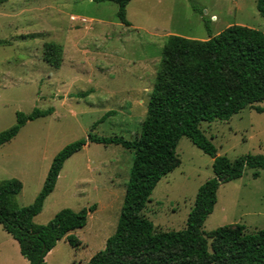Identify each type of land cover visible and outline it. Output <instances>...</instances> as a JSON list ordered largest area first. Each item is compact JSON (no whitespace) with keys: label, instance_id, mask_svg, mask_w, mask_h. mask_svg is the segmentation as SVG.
<instances>
[{"label":"rangeland","instance_id":"obj_1","mask_svg":"<svg viewBox=\"0 0 264 264\" xmlns=\"http://www.w3.org/2000/svg\"><path fill=\"white\" fill-rule=\"evenodd\" d=\"M256 2L132 0L126 7L130 26L118 20L112 2L0 3V133L16 124L17 113L51 111L27 122L13 142L0 146V181L22 184L14 204L33 203L52 159L65 146L89 134L126 141L138 136L167 36L204 41L231 25L264 34ZM194 7L202 11L208 29ZM49 44L62 48L58 68L44 59ZM200 130L217 156L264 155V113L246 108L228 121L202 123ZM176 155L179 166L157 183L142 211L155 233L184 229L198 188L213 177L212 158L187 137L180 139ZM132 157L120 144L90 143L65 161L60 182L33 223L44 226L63 209L92 211L85 227L72 232L80 246L58 241L46 264H86L103 250L116 231ZM254 171L246 169L241 178L219 187L213 212L202 226L208 245L219 227L239 224L245 233L264 229V170L257 178ZM1 227L0 264H28Z\"/></svg>","mask_w":264,"mask_h":264},{"label":"trees","instance_id":"obj_2","mask_svg":"<svg viewBox=\"0 0 264 264\" xmlns=\"http://www.w3.org/2000/svg\"><path fill=\"white\" fill-rule=\"evenodd\" d=\"M94 1L116 4L118 20L130 26L126 7L132 0ZM256 8L264 19V0H257ZM193 9L202 16L201 10ZM202 20L208 29L204 16ZM44 59L58 68L62 48L47 45ZM246 108L264 113L262 32L231 25L204 41L169 35L161 49L138 136L126 141L89 134L87 139L65 146L52 159L33 203L25 207L13 202L22 184L15 179L0 181V225L17 242L28 264H46V255L62 239L73 248L79 247L72 232L85 227L92 208L78 212L63 209L44 226L35 225L33 219L54 190L66 160L90 143L120 144L133 157L116 231L86 264H264V229L245 233V226L239 224L219 227L210 235V245L202 231L221 185L241 178L246 169L255 170L253 178L264 170V155L248 154L234 160L217 156L200 130L202 123L228 121ZM50 113L38 109L27 115L17 113L16 124L0 133V146L27 122ZM182 137L212 158L213 177L198 188L184 229L155 233L142 211L157 183L179 166L176 147Z\"/></svg>","mask_w":264,"mask_h":264},{"label":"crops","instance_id":"obj_3","mask_svg":"<svg viewBox=\"0 0 264 264\" xmlns=\"http://www.w3.org/2000/svg\"><path fill=\"white\" fill-rule=\"evenodd\" d=\"M214 17H215V16H214ZM16 136H17V135H16ZM16 136H15V137H16ZM15 137H14V138H15ZM14 138L11 139V140L9 141V143L13 142ZM61 170H62V169H61ZM60 172H61V171H60ZM61 178H62V175H61V173H59V176H58V179H57V181H56V184H55L54 190L56 189V187H57L58 183L60 182V179H61ZM21 190H22V189H21ZM54 190H53L52 193H51V194L45 199L44 204H45L46 201L50 198V196L53 194ZM20 192H21V191H20ZM44 204H43V205H44ZM18 207H19V206H18ZM42 208H43V207H42ZM40 213H41V212H40ZM34 218H35V217H34ZM1 228H2V227H1ZM4 232H5V231H4ZM5 233H6V232H5ZM6 234L9 235L8 233H6ZM9 236H10V235H9ZM11 238H12V237H11ZM12 239H13V238H12ZM13 241L16 242L14 239H13ZM6 242H7L8 244H12L11 242L8 241V239H7ZM16 244H17V242H16ZM17 245H18V244H17ZM18 247H19V246H18ZM53 249H54V248H53ZM53 249H52V250H53ZM52 250H51V251H52ZM51 251H50V252H51ZM50 252H49V253H50ZM49 253H48V254H49ZM48 254H47L46 257H45V261H47V256H48Z\"/></svg>","mask_w":264,"mask_h":264},{"label":"built area","instance_id":"obj_4","mask_svg":"<svg viewBox=\"0 0 264 264\" xmlns=\"http://www.w3.org/2000/svg\"><path fill=\"white\" fill-rule=\"evenodd\" d=\"M71 19L74 20L73 17H72ZM211 20H215V17H211ZM81 21H82L83 23H85V20H84V19H82Z\"/></svg>","mask_w":264,"mask_h":264}]
</instances>
